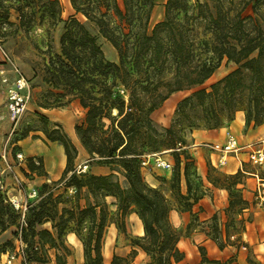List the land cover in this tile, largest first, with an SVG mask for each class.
Segmentation results:
<instances>
[{
	"label": "trees",
	"instance_id": "obj_1",
	"mask_svg": "<svg viewBox=\"0 0 264 264\" xmlns=\"http://www.w3.org/2000/svg\"><path fill=\"white\" fill-rule=\"evenodd\" d=\"M68 1L73 13L64 20L60 0H0V40L45 23L49 34L63 23L59 50L52 52L48 37L47 49L40 51L44 56L38 65L40 82L47 95L37 105L54 109L77 101L84 114L74 126L78 144L88 156V166H104L109 173L77 171V146L60 123L36 113L45 139L60 144L65 155L61 177L53 184L73 188L76 204L63 207L58 215L49 190L28 204L21 221V213L0 191V235L16 228L13 236L24 244L22 264H47L49 249H54L55 264H66L70 250L62 241L65 233H74L80 241L81 264H135L140 251L145 257L142 264H186L178 243L187 235L173 225L169 213L172 209L191 213L204 191L198 189L199 175L200 185L192 191L193 158L181 149L185 140L179 131L174 125L159 127L151 114L171 93L191 90L176 108L182 117L188 110L201 114L189 119L190 129L198 128V120L207 129L217 128L238 110L245 113V128L264 123V0H166L162 19L151 29L155 0ZM12 14L16 22L10 19ZM99 37L114 48L116 61L106 58ZM222 64L225 75L201 87ZM30 130L26 127L21 138ZM161 149L173 153L170 197L141 176L142 158ZM28 169L38 167L30 162ZM239 176V172L224 175V184L218 176L207 180L229 192V208L238 205L243 210L248 202L241 189L230 191L231 185L240 183ZM108 197L116 206V227L125 231L124 217L133 212L143 233L131 240L126 255L113 252L105 263L104 235L111 218ZM227 220L235 224L232 217ZM48 222L49 229L41 227ZM239 224L241 233L242 219ZM214 239L221 250L217 235ZM14 247L12 240L0 242V256ZM198 251L201 261L218 262L206 257L203 246Z\"/></svg>",
	"mask_w": 264,
	"mask_h": 264
},
{
	"label": "rangeland",
	"instance_id": "obj_2",
	"mask_svg": "<svg viewBox=\"0 0 264 264\" xmlns=\"http://www.w3.org/2000/svg\"><path fill=\"white\" fill-rule=\"evenodd\" d=\"M60 2L63 8L61 17L65 20L73 13V11L68 3V0H60ZM165 2L166 0H155V6L149 21V29H151L157 21L162 19ZM190 2H192V0H190ZM14 17L15 14H12L10 19L16 22ZM62 26V22L58 23L55 29L49 30V34H47L48 25L45 23L43 26H35L27 34L18 31L14 35L12 34V36L11 34L8 35L4 41L0 40V155L5 151L7 161L10 164V169L5 170L3 174V184L5 187L3 193L5 196L18 194L26 196L27 191L34 188L37 190V197L30 202H35L42 196L46 195L49 190H52L53 198L57 205L58 215L63 207H69L70 205L76 204L74 200V190L73 188H66L63 182L53 184V181H57L61 177L62 172L56 180L46 179L44 182H39V179H37L47 175L45 172L46 169L52 171L60 165V155L62 154H59L57 151L58 143H51L46 140L43 133L39 130L42 127V123L36 116V113L42 114V109L38 107L37 103L43 102L44 96L47 95L46 86L40 82L38 65L42 62V58L44 57L40 51L47 49L46 44L49 38L51 39L52 52L59 50V36L62 32ZM99 43L106 58L116 61L117 54L110 43L102 37H99ZM14 67H16L20 74L23 75L30 83L31 100L28 105V109L22 114L19 120L16 123H10L5 117V97L3 86L1 84V75L2 73L11 74V70ZM226 72L227 70H225L222 64V66L217 69L216 72L209 79H207L201 87H208L211 83H214L225 75ZM190 93L191 90L175 91L171 93L168 98L163 101L161 106L151 114L153 121L159 127L164 128L174 125L175 129L179 131V134L185 140V146L181 149H185L193 158V165L190 168L192 191L196 189L199 184L198 181H200L196 178V176H198V168L204 166L206 168V173L204 174L205 180L199 176L201 179V185L199 184L200 188H198L199 190L204 191V194H210L211 191H213L212 187L220 188L218 184L214 186L210 183L207 180L208 176H218L220 178L219 183L224 184L225 182L222 180L224 175H233L239 172L240 183L235 186L231 185L230 191L233 192L235 189H242L241 185L247 184V188H245L248 192H246L245 195L249 198V200L245 199L241 193L242 197L248 202L247 207L243 210H240L238 205H234L229 208L227 203V206L223 209L225 219L221 218V214H214L213 216H215V218L212 216L205 220L200 219L196 214H191L189 221L186 224H181L179 226L174 224L172 211L175 209H172L169 213L171 222L175 227L181 229L183 234L187 235V237H183L180 240L179 247L186 252L187 259L189 261L192 260L193 254L200 257V263L198 264H240L241 262L244 264H264V246L255 247L254 244H249L246 240L241 239L242 232L240 233L239 221L241 219L245 230L247 227H258L264 229V209L257 205L253 199V177L240 172V170L235 173H226L223 171L226 167L224 165L214 166L210 161L208 149L203 146V143L205 142H219V140H221L217 138L219 131L224 127H228L230 123L236 119L237 115H240L242 112L245 115V113L243 110H238L231 121H227L223 118L221 125L217 128L207 129L204 127L203 121L198 120V128L190 129V127L187 126L189 119H192L191 117L193 114L194 116L198 115V117H201V114L193 113L191 110H188L186 115L183 117L176 114L178 102ZM52 116L60 120L58 123H60L64 131L78 148V155L74 162L75 169L77 171L89 170L94 174L109 173V169L107 167L102 166L101 168V166L96 164L88 166V156L78 144L74 133V126L81 123L84 117L83 110L80 108L79 104L71 102L67 105L56 107L52 110V113H50L51 118H53ZM48 120L54 122V120H51L50 118H48ZM26 127H30L31 129L28 135L24 137L30 142V146H28V148H39L38 151L42 153L41 156H30L21 150L18 140L24 139L21 138V134ZM199 131L208 133V140H196L195 135ZM234 133L237 135L239 143L241 145L245 144V142H242L239 139L240 136H244V133L242 131L239 133L238 129H236ZM21 144L25 147L23 143ZM20 152L25 157L22 161L17 160L15 156L16 153ZM155 154L163 160L170 161L172 164L171 168L162 169L156 167L153 165L151 160L147 166L141 168V176L148 185L158 187L163 193L170 197L172 193L170 183L174 167L173 153L169 149H161L160 151L155 152ZM202 158H204V160ZM228 159H230L229 156L227 157V160ZM30 162H33L38 169L30 171L28 169ZM64 167L65 162L63 163L62 171ZM3 168H5V162L0 157V170ZM242 169L245 172H255V167H253L248 161L244 163ZM257 170L259 176L264 177V168H257ZM118 177L121 182L124 181L122 175L118 174ZM206 181H208L212 187L210 184H207ZM43 183H47V187H43ZM181 185L182 191L184 192L185 186L183 181ZM225 191L227 193V200H229V192L227 190ZM106 200L108 202L111 218L104 235L103 254L105 253V256L103 255V257L104 262L108 263L113 252L118 255H126L130 251L131 240L142 234H139L140 232L137 230L136 218H134L133 212H128L125 215V231H120L116 227V217L114 215L116 206L114 205V199L108 197ZM81 204H83V201H81ZM176 205L177 204L174 203L173 207L175 208ZM228 216L235 220V224L229 223V220H227ZM228 223L227 233L229 236L227 238L225 229L226 224ZM187 224H189V228L186 227ZM41 227L49 229L50 223H45ZM15 230V227H10L2 235H0V242L9 239L13 241L15 246L13 249L8 248V252L0 256V264H6L5 260L7 255L14 254L16 252L17 242L15 240L16 238L13 236V232ZM68 234L69 233H65L62 236V241L70 250V255H72L76 260L78 253L75 245L68 242ZM215 235H217L218 242L223 244V248L221 250H224L225 253L222 254V258L218 260V262L201 261L202 257L198 251V246H203L205 248L206 257L209 259L212 255L211 249L209 244L204 245L202 243V239L203 241L208 240L217 243V240L214 239ZM78 247L80 248V251H82L81 257H83L81 243ZM48 252L51 257H54V249H49ZM209 260L216 259L210 258ZM143 261L144 257L138 254L135 259V264H141ZM11 264H21L19 257L15 255Z\"/></svg>",
	"mask_w": 264,
	"mask_h": 264
},
{
	"label": "crops",
	"instance_id": "obj_3",
	"mask_svg": "<svg viewBox=\"0 0 264 264\" xmlns=\"http://www.w3.org/2000/svg\"><path fill=\"white\" fill-rule=\"evenodd\" d=\"M68 3H69V1H68ZM73 102L78 103L77 101H73ZM41 109H42V114H44L45 116H47L51 120H54V122L60 121L53 116H52L53 118L50 117V113H52V110H54V109H43V108H41ZM227 128H229L233 133L236 129H238L239 133L242 131L244 133V136L243 137L240 136L239 139L245 143L251 142L252 140H258L260 138H264V123H262L256 127L249 126V127L245 128L243 112L240 113V115H237L236 119L233 120L228 127H224L219 131V133L217 134V138L221 139V140H219V142H222L224 140V132ZM195 136H196L195 137L196 140L199 139L200 141L208 140V137H209L208 133H205L203 131H199L198 133H196ZM236 137H237V135H236ZM18 143L20 144L21 150L24 151L26 154H28L30 156H41L42 153L40 151H38L39 148H34V149L28 148V146H30V142L28 141L27 138H24L22 140H18ZM21 143H23L25 145V147ZM80 148L82 149L81 146H80ZM57 151L59 154H62V155H60V165H58L52 171L46 169L45 172L47 173V175L44 177L37 178V179H39V182H44L46 179L47 180H56L57 178H59V176L62 172L63 163L65 162V155L63 152V147L60 144H57ZM208 152H209V158L210 159L214 160L217 157L216 154L211 153L209 150H208ZM229 157H230V159H228L226 161V164L224 165L226 167L223 169V171L226 173H235L238 170L243 171L242 168H243L244 163L247 161V155L245 153H239L237 156H229ZM202 159L204 160V158H202ZM240 162H242V163L240 164ZM101 168H102V166H101ZM254 171L258 172V170L256 168ZM205 173H206V168L204 166H201L200 168H198V175L201 176V178L203 180H205V175H204ZM243 173L253 177L252 173H254V172L253 171L252 172L243 171ZM252 179H253V187L252 188H253V193H254L256 179H255V177H253ZM206 182H207V184H210L208 181H206ZM210 186H211V184H210ZM241 186H242L241 192H242L243 197L245 199L249 200V198L246 197V195H245V193L248 192L246 190L247 184L246 185L242 184ZM212 189H213V191H211L210 194H204L202 196V198H200L198 200V202L193 205L191 213L196 214L200 219H203V220L212 217L214 214H218V215L221 214V218L225 219L223 209L227 206V203H228L227 193L222 188L212 187ZM253 199H254V196H253ZM172 212H173L172 213L173 214V221H174V224L176 226H179L181 224H186L189 221V218L191 216V213L189 211L178 212L176 210H173ZM134 218H136L135 220L137 223L138 217L135 213H134ZM137 230H138V232H140L139 234L143 233V230L140 231L138 229V227H137ZM67 239H68V242L75 245L78 255L76 257V260L72 255L67 256L66 264H81V262L83 261V257H81L82 251H80V248L78 247L80 244V241L77 239V237L75 236L74 233H69L67 235ZM241 239L246 240V242H248L249 244H254L255 247L264 246V229L258 228V227H256V228L255 227H250V228L247 227L246 230H244L242 232ZM202 243L204 245L209 244V247H210L211 252H212V255L210 258L220 260L222 258V254L225 253L224 250H220L217 247L216 243H214L213 241H208V240L203 241V239H202ZM178 245H179V243H178ZM139 254L142 257H144V254L141 251L139 252ZM144 259H145V257H144ZM185 262H186V264H198V263H200V257L193 254L192 260L189 261L187 259V254H186ZM47 264H55L54 257H51V260ZM240 264H244V263L241 262Z\"/></svg>",
	"mask_w": 264,
	"mask_h": 264
},
{
	"label": "built area",
	"instance_id": "obj_4",
	"mask_svg": "<svg viewBox=\"0 0 264 264\" xmlns=\"http://www.w3.org/2000/svg\"><path fill=\"white\" fill-rule=\"evenodd\" d=\"M1 84L3 86L5 97V117L10 123H16L22 114L28 109V105L31 100V85L28 80L20 74L16 67L11 70V74L2 73ZM203 146L211 153L217 155L214 160L210 159L214 166L225 165L228 156H237L239 153H245L247 155V161L253 167L256 169L264 168V138L241 145L236 135L229 128H227L224 132V140L222 142H205L203 143ZM15 156L19 161H22L25 158L21 152L16 153ZM0 157L5 162V168L0 170V191L3 193L5 189L3 184V174L5 170L10 169V164L7 161L5 151L0 155ZM151 160L154 166L162 169H170L172 165L170 161L163 160L155 153H152L147 154L142 158V168L147 166ZM241 163L242 162H240V164ZM252 175L256 179L254 201L257 205L264 209V177L259 176L256 171L252 173ZM36 197L37 190L34 188L27 191L26 196H22L21 194L11 196L6 195L8 202L14 207V209L21 213V221L23 220L24 212L27 209L29 202ZM15 240L17 242L16 252L14 254L7 255L5 260L6 264H11L15 255L19 257L20 263L22 264V251L24 244L19 238H16Z\"/></svg>",
	"mask_w": 264,
	"mask_h": 264
},
{
	"label": "bare ground",
	"instance_id": "obj_5",
	"mask_svg": "<svg viewBox=\"0 0 264 264\" xmlns=\"http://www.w3.org/2000/svg\"><path fill=\"white\" fill-rule=\"evenodd\" d=\"M114 112H115V110H114ZM138 220H137V227H138V229L140 230V231H142V223H141V221H140V219L139 218H137ZM105 254V253H104ZM108 254V253H107Z\"/></svg>",
	"mask_w": 264,
	"mask_h": 264
}]
</instances>
